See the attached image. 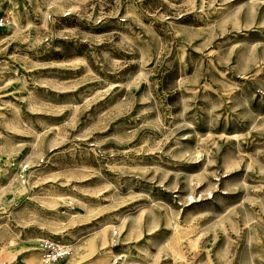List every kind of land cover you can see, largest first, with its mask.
<instances>
[{
  "label": "rangeland",
  "instance_id": "obj_1",
  "mask_svg": "<svg viewBox=\"0 0 264 264\" xmlns=\"http://www.w3.org/2000/svg\"><path fill=\"white\" fill-rule=\"evenodd\" d=\"M116 258L264 264V0H0V264Z\"/></svg>",
  "mask_w": 264,
  "mask_h": 264
},
{
  "label": "built area",
  "instance_id": "obj_2",
  "mask_svg": "<svg viewBox=\"0 0 264 264\" xmlns=\"http://www.w3.org/2000/svg\"><path fill=\"white\" fill-rule=\"evenodd\" d=\"M41 244L44 248V257L47 262L56 261L58 259L64 258L70 255L72 252V249L69 245L60 244L59 242H55L53 240L42 239ZM118 261L119 258H116L114 263L111 264H116Z\"/></svg>",
  "mask_w": 264,
  "mask_h": 264
}]
</instances>
